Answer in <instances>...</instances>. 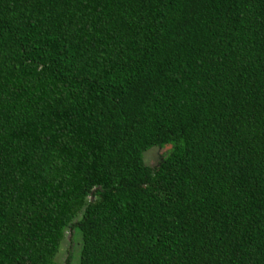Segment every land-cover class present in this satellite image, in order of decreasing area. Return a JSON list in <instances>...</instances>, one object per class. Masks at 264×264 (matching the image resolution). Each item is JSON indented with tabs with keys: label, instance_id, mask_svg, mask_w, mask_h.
<instances>
[{
	"label": "trees",
	"instance_id": "16d2710c",
	"mask_svg": "<svg viewBox=\"0 0 264 264\" xmlns=\"http://www.w3.org/2000/svg\"><path fill=\"white\" fill-rule=\"evenodd\" d=\"M67 228L63 264H264V0H0V264Z\"/></svg>",
	"mask_w": 264,
	"mask_h": 264
},
{
	"label": "rangeland",
	"instance_id": "374dc122",
	"mask_svg": "<svg viewBox=\"0 0 264 264\" xmlns=\"http://www.w3.org/2000/svg\"><path fill=\"white\" fill-rule=\"evenodd\" d=\"M171 151L170 146H164L162 148L152 147L146 150L142 156L144 163L152 169H156L160 164L161 160L169 154ZM71 232L70 229H65L63 233V239L60 243V247L56 256V263L63 264L67 254V250L70 246Z\"/></svg>",
	"mask_w": 264,
	"mask_h": 264
}]
</instances>
